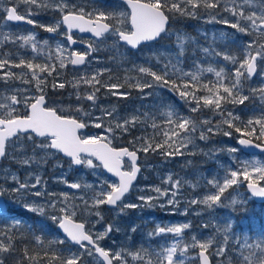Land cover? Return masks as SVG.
<instances>
[{"label": "snow or ice", "instance_id": "obj_1", "mask_svg": "<svg viewBox=\"0 0 264 264\" xmlns=\"http://www.w3.org/2000/svg\"><path fill=\"white\" fill-rule=\"evenodd\" d=\"M120 2L128 10L118 14L100 7L89 9L87 6L72 4L68 0H8V3L14 6L3 8L5 27L8 22H24L44 28L49 33H58L61 25H64L63 36L69 46L78 43L73 36L74 29L81 33H91L92 40L87 43L86 51L68 52L64 43L60 41L55 42L54 49L47 39L41 43L34 32L22 34L11 30L0 31L2 37L0 83L4 85L7 93L0 92V161L11 159L22 167H31L47 163V159L50 156L54 158V154H63L69 158L70 167L83 166L94 171L104 169L116 180L110 182L101 179L96 186L60 181L69 189L78 190L81 194L77 195L68 192H48L47 182L39 175L30 174L34 183H29L21 181L16 173L8 172L5 182L10 178L15 186L5 188L0 185V198L39 188L30 194L44 202L34 200L23 203L22 207L42 218L37 221L41 228L51 221L61 233V236L49 240L48 247L44 250L48 264H52L53 261L57 264H85L89 258L94 260V264H130V260L133 264H188L190 260H196L199 264H212L210 255L224 258L218 264H233V259L236 264H264V229L255 238L247 234L235 237L231 221L216 225L215 231L221 234L220 241L212 236L198 239L193 235L190 242H186L184 232L191 228V222H186L171 226L157 225L147 234L149 238L172 236V241L160 245L159 250H150L143 245L136 251L120 246H116V250L100 246V242L109 234L120 231L115 222L105 224L101 232L93 231L95 225L103 221L99 211L102 205L115 206L123 213L128 209L154 206L161 208L171 206L175 211L180 203L184 182L174 179L172 174H168L163 181L168 187L150 189L155 195L138 196L137 199L141 202L139 204L124 203L126 194L130 192L133 182L141 172L138 164L139 153L147 155L150 151H159L165 159L184 156L189 145L196 147V139L208 141L216 133L230 137L233 134L232 129L241 136L238 140L239 145L264 150V105L258 109L259 115H253L246 121L227 110V105H243L249 100V95L243 94L245 89L242 80L246 82L257 74L258 61L262 65L261 71L264 72V42H261L264 41V0H120ZM21 5L24 6L22 12L18 11ZM34 8L37 11H33ZM49 9L58 12L60 19L45 25L32 18ZM221 12H226L233 18L231 21L221 19V23L236 29L238 33L254 37L242 45L244 57L239 63L234 56L217 50L216 35H213L208 47H203L196 37L182 30H170L171 24L178 22L180 17L198 18V14L207 15L209 22H212ZM123 26H127L128 30H121ZM109 36L114 38L113 47L123 44L130 49H139L153 42L172 39L173 45L167 46L170 51L155 56L158 71H154L152 67L135 66L141 79L131 86L139 89L145 99L154 95V89L168 90L188 105L189 115L181 114L172 106H162L166 110L161 114L160 118L164 120L161 125L157 123L156 113L139 112L119 117L115 108L110 110L101 108L102 116L91 118L89 112L76 108L77 114L83 113V118H77L71 113H65L62 108L58 110L56 106L50 105L46 101V88L53 73H56L57 77L60 75L56 62L60 70L69 63L72 66L87 65L90 63L88 58L99 50L95 42H103ZM218 38L224 40L227 37L221 32ZM203 39L208 40L207 34H203ZM6 45H11L12 50H4ZM191 45H195L193 50L202 52L205 57L218 58L216 63L221 60L230 61L233 65L238 63V66L229 73L224 67L217 70L211 64L203 67L194 62L193 71H184L180 65L183 63L187 48ZM25 50L31 51L33 54L31 59L21 55ZM65 52H68V55H65ZM37 57H43L45 62H34ZM161 57L164 59L161 60ZM111 71L108 68L95 69L91 74L74 77L71 83L73 88L77 89L75 92L77 102L86 100L96 107L100 88L107 89L114 96L126 98L130 95L127 91H118L125 87L124 84L102 82L101 77L105 73L109 74V80L112 79ZM204 73H211L215 79L203 83L201 77ZM17 81L20 82V87L15 86ZM81 85L87 89L84 95L78 90ZM50 86L52 89H64L65 82L53 78ZM249 91L253 97L259 95L264 102V86ZM205 108L214 115L218 113L222 119L212 124L210 119H196L191 115L202 112ZM108 118L117 122L105 125ZM149 121L154 133L158 129H165L161 133L162 142H155L154 139L141 135L128 141L134 150H129V147L113 146L114 139L130 134L138 126H143L146 131ZM89 126L103 128V134H82L81 130ZM225 126L227 130H224ZM253 138L259 142H255ZM137 144L139 147H136ZM230 151L235 153L237 149L232 148ZM125 159L128 170H124ZM261 180H264V162L245 161L234 170H225L222 177L213 176L207 180L206 183L212 191L202 198H193L186 203L203 205L211 214L217 208L226 206L224 200L228 197L225 193L243 181H247V187L253 196L264 197V187L258 183ZM192 187L195 188L196 185L193 184ZM159 199H165V202L156 205L154 202ZM76 201L80 203L77 204ZM230 203L235 204L236 201L232 200ZM7 211L6 206L0 203V217L10 221L7 226H0V264H6L10 257H15L11 264H37L39 253L30 254L26 245L20 250L17 249V239L25 238L21 231L24 222L14 216L8 217ZM187 212L188 209L185 208L183 214L187 215ZM92 216L97 218L94 223L89 219ZM201 227L206 229L209 225L203 224ZM27 231L33 235L38 245L44 247L43 232L37 235L32 226H28ZM131 231L135 232L136 228L133 227ZM234 237L237 243L233 248H229V240ZM55 246L65 247L57 252ZM209 249H212L211 253ZM189 250H195L196 255L189 257Z\"/></svg>", "mask_w": 264, "mask_h": 264}, {"label": "rangeland", "instance_id": "obj_2", "mask_svg": "<svg viewBox=\"0 0 264 264\" xmlns=\"http://www.w3.org/2000/svg\"><path fill=\"white\" fill-rule=\"evenodd\" d=\"M98 1L99 0H87V3L88 5L93 6L97 4L96 7L107 9L116 14L126 11L116 3L106 5V1L104 3ZM6 2L7 0H0V5H2L0 8L3 9L8 7L6 6ZM118 6L120 8H118ZM247 11L248 9H246V14ZM32 18L36 19L37 17L34 16ZM221 19H228L231 21L233 18L230 16V14L221 12L220 15L216 17L215 21L209 22L207 15L198 14V18H191L186 21L187 23L184 27L176 28V22L172 23L170 30H182L187 34L196 37L203 47H208L209 43L212 42L213 35H216L217 39L215 41V47L217 50L234 56L239 63L244 57V49L242 45L248 43L250 40L254 39V37L252 36V39L248 38L245 42H243V44L240 43L239 38H235L237 39V42L236 44L233 43V45L232 42L234 37L231 35V32H237V30H233L230 26L221 23ZM48 21L49 24L54 23L53 19H48ZM179 22L180 21L178 19V23ZM9 30L15 33L20 32L22 34L34 32L31 29H27V27H21L18 25L16 26L9 22L5 27L4 20H0V31L8 32ZM221 32L226 34V39L221 40L218 38L219 33ZM34 33L36 34L37 40H39L41 43L46 39L49 40L53 49L55 48V42L57 41L64 43V46L67 49L69 48L67 42L61 39L64 32L53 33L51 36H42L39 34V32ZM203 34H207V41L203 39ZM0 39H2V37H0ZM113 45L114 38H107V40L98 45L99 48H102V46H109L112 49L115 54L112 58V61H108L106 57H92L89 60L90 63L87 64L86 67L78 70L68 67L70 63L67 64L64 69L60 70L58 67V62H56L60 75L57 77L56 73H53V76L49 77V80L52 82L53 78H55L60 82H65L64 89L67 91L63 94L61 100L52 101L50 105L56 106L58 110L62 108L65 113H71L77 118H83V113L77 114L75 112L76 108H82L84 112H89L91 118L102 116L100 110L101 108L108 110L115 108L116 114H118L119 117L138 114L139 112L156 113L158 117L157 123L161 125L164 123V120L160 117L161 114L166 110L165 107L162 106H172L181 114L189 115L188 105L180 101L176 95V100L178 101H175L171 95L167 93L168 90L164 89H154V95L148 97L149 99H145L147 109L141 107V104L144 103L142 94V100L136 101L134 103V107H131L132 103L130 101L128 104L131 105L121 106L118 103L106 99L105 96L107 92H103L101 88L97 94L99 99L97 101L96 107H93L91 102L86 100V104L77 102L75 95L77 89L73 88L71 83L74 77L78 78L83 74H91L95 69L108 68L113 72L117 70L120 71V74L123 75V79L125 81L130 79L136 82L138 79H141V77L135 70V66L142 65L145 67H152L154 71H158V62L155 59V56H160L161 53L170 51L169 47L167 46L173 45V40L167 39L161 41L160 43L152 44L148 47L144 46L139 51L132 54L126 48L121 47L120 44L116 47H113ZM23 54L28 53L23 51L21 55ZM64 54L68 55V52H65ZM186 57L187 58L184 56L183 63L180 65L184 71H193L194 62L200 64L203 67H207L209 64H211L212 66L216 67L217 70H219L220 67H224L229 73L234 71L235 67L238 66V63L233 65L230 61L221 60L219 63H216L218 58L205 57L200 51L191 50V52ZM163 59L164 58L161 57V60ZM39 61L42 63L45 62L43 57H40ZM257 65V75L249 79L248 83H245L242 80L243 87L245 89L243 94L249 95V98L250 89H259L264 86V72L261 71L262 65L259 61ZM14 71L19 72L20 70L14 69ZM145 79L148 78L145 77ZM214 79L215 77L211 73H204L201 77L203 83H208ZM17 82L15 86L20 87V82ZM106 82L108 83L109 81ZM54 90L62 91V89ZM78 90L80 91L81 95L85 94L87 91L83 85H81ZM118 91L125 92V90L122 88L118 89ZM145 91L149 90L145 89ZM0 92H5V94H7L2 83H0ZM249 101H252V104L244 103L243 105H227V110L232 111L234 115H239L241 120L246 121L253 115H259L258 109L264 105V102L261 101L259 95L250 98ZM191 115L196 119H210L212 124H215L217 121L222 119L218 113L214 115L212 111L207 108L203 109L202 112L193 113ZM109 122L115 123L117 121L108 118L105 120V125H107ZM150 125L151 121H149L148 125L146 126V137L154 139L155 142H162L163 136L161 133L165 129H158L154 133ZM224 130H227V128H224ZM103 131V128L89 126L85 131L82 132V134L97 135L103 134ZM135 133L136 130L134 131V134ZM198 134L199 133H197V136ZM133 137H135V135ZM133 137H131V139H133ZM239 137H241L240 134L235 135V133H233L230 137L224 136L222 133H216L215 135H212L208 141H199L196 139L195 148H193L192 145H189L184 156H175L169 159L163 158L159 154V151H150L146 155L147 158H142V171L140 179L133 187L132 191L126 195L124 203L139 204L141 202L137 199L138 196L155 195V193L151 192L150 189L153 187H168V185H165L163 181L168 174H172L174 179H180L182 182H184L183 187L181 188V196L179 198L180 203L177 206V209L174 211L171 206H166L163 208L159 206L138 207L136 209H128L121 213L119 212L118 208L112 209L107 205H102L99 211L103 216V221L99 224H96L93 231L101 232L103 231V226L105 224L113 222H115L116 227L120 228V231L109 234L108 237L100 242L101 247H104L105 249L111 248L116 250V246H120L131 251H136L141 247V245H143V247L149 248L150 250H159L160 245H164L166 241H172V236L169 235L167 237L149 238L147 234L152 232L157 227V225L171 226L186 222H191V228L185 230L184 232V239L186 242H190L191 236L193 235H195L198 239L212 236L215 237L217 241H220L221 234L215 231V228L217 224L222 225L226 221L232 222L235 237H240L244 234H247L252 238H255L261 232V230L264 229V203L256 202L247 192L245 187L247 181H243L239 185H234L233 188H230L225 193V196L228 197V199L224 200V204L226 206L217 208L211 214L205 210V206L203 205H190L186 203V201H189L193 198H202L204 195L209 194L212 190L206 181L212 179L213 176L222 177L225 173V170H234L237 166L242 165L245 161L259 160L264 162V155H248L243 152L237 145V140ZM114 141L115 139L113 140V143ZM232 148H236L237 151L235 153L231 152L230 149ZM209 153L210 155H208ZM41 155H43V153ZM159 157H162V159H159ZM57 164L60 166L57 167ZM69 164V159L64 157L62 154H54V158L50 156L47 159V163H43L40 166L33 165L31 167H22L14 163L11 159L4 160L3 162H0V185L5 188H11L15 186L10 178L7 180V182H5V176L8 172L16 173L21 181L29 183H34V180L31 179V175H39L43 181L47 182V191L50 193L68 192L69 194L75 193L80 195L81 193L78 190L69 189L64 183L60 181L67 180L69 183H88L92 184L93 186L98 185L101 179H106L110 182L115 181V179H112L107 175L104 169L94 171L83 166L70 167ZM258 183L264 186V180L258 181ZM193 184L196 185L195 188L192 187ZM35 190H39V188ZM35 190L30 189L29 192H24L21 194L14 193L5 195L7 203L10 206L9 212H7L6 215L8 217H17L24 222L21 231L23 232L24 237L28 238V240H25L23 243L30 242L33 244L32 241H35L33 235L27 231L28 226H32L34 228V224L37 226L36 234L40 235L43 232L44 241L48 243L49 240H52L54 237H59L61 234L57 231L55 226L51 224V221H48V224L41 228L37 221L41 220L42 218L38 217L36 214L34 216V213L28 212L22 207L23 203H30L34 200L40 203L44 202L43 200H40L39 198H36L30 194ZM90 194L91 193H89V195ZM165 199L156 200L154 203L156 205L163 204ZM232 200H235L236 203H230ZM76 203L79 204L80 202L76 201ZM185 208L188 209L187 215L183 214ZM197 213L200 214L197 215ZM89 219L94 223L97 218L92 216ZM9 223L10 221L7 218L0 217V226H7ZM203 224H208L209 227L206 229L202 228L201 225ZM133 227L136 228L135 232L131 231ZM146 227L148 229H146ZM235 237L229 240V248H233L236 245L237 241ZM65 246H55V250L59 252V250ZM211 252L212 249H209V253ZM188 255L189 257H194L196 255V251L189 250ZM223 259V257H215L213 262L214 264H218V262ZM52 264H56V262L54 261ZM85 264H94V260L89 258L86 260ZM130 264H133L131 260ZM188 264H199V262L196 260H190ZM233 264H236L235 259H233Z\"/></svg>", "mask_w": 264, "mask_h": 264}, {"label": "flooded vegetation", "instance_id": "obj_3", "mask_svg": "<svg viewBox=\"0 0 264 264\" xmlns=\"http://www.w3.org/2000/svg\"><path fill=\"white\" fill-rule=\"evenodd\" d=\"M106 1V2H105ZM68 2H70V3H72V4H77V5H81V6H87V8H89V9H91V8H96V6H97V4L95 5V6H93V5H88V3H87V0H68ZM98 2H101V3H104L105 2V4L107 5H109V4H113V3H116V4H118L122 9H124V10H128L127 9V7L125 6V5H123L120 1H114V0H99ZM6 6H8V7H11V6H14V5H12V4H9L8 3V0H7V2H6ZM118 6V8H120ZM23 9H24V6L23 5H21V7L18 9V11H23ZM33 11H37L35 8L33 9ZM4 16H5V12L3 11V9L2 8H0V20H4ZM36 20L38 21V23L39 24H45V25H49V21H48V19H53L54 21L55 20H59L60 19V14L58 13V12H55V11H53V10H51V9H49L48 11H41L38 15H36ZM9 23H12V24H14V25H18V26H21V27H27V29H31V30H33L34 32H39V34L40 35H42V36H51V35H53V33H49V32H47V31H45V29L44 28H41V27H38V26H34V25H29V24H27V23H24V22H9ZM121 30H128V28H127V26H123L122 27V29ZM65 31V26L64 25H61V28H60V30H59V32H64ZM16 33H20V32H16ZM73 36H74V38L78 41V42H81V44H78V45H75V46H69L68 45V52H70V51H86L87 50V43L89 42V41H91L92 40V35H88V34H82L81 32H79V31H77V30H75V31H73ZM107 38H113V37H111V36H109V37H107ZM61 39L63 40V41H65L64 40V36H62L61 37ZM105 40H107V39H105ZM104 40V41H105ZM103 41V42H104ZM66 42V41H65ZM102 42H95V46L96 47H98V51L97 52H94L93 54H92V56H90L88 59L90 60L92 57H96V56H100V57H106L107 59H108V61H112V58L114 57V52L112 51V49L109 47V46H102V48H99V46L98 45H100ZM121 45V47H124V48H126L128 51H130L129 50V48L128 47H125L123 44H120ZM106 47V48H105ZM144 47V46H143ZM145 47H148V46H145ZM142 48V47H141ZM141 48H139V50L141 49ZM4 50H12V46L11 45H6L5 46V49ZM139 50H137V51H139ZM28 54H23L24 55V57H26V59H31L32 58V53H31V51L30 50H25ZM137 51H130V53L132 54V53H136ZM22 54V53H21ZM40 60V57H37V59L34 61V62H36V63H42L41 61H39ZM68 67H70V68H72V69H75V70H78V69H83L84 67H86V65L85 66H82V67H76V66H72L71 64L68 66ZM112 72L113 71H111V74H112ZM55 74V73H54ZM109 77V74L108 73H105V75L104 76H102L101 77V79H103V78H108ZM18 83V82H17ZM51 80H49L48 79V87L46 88V92H47V95H46V101L49 103V104H51V102L52 101H55V100H61L62 99V96H63V94L67 91V90H63L62 89V91H55L54 89H52L51 88ZM84 95V94H83ZM60 97V98H59ZM81 104V103H80ZM84 104V103H83ZM113 145L115 146V144L113 143ZM117 146V145H116ZM140 157H141V161H140V163L142 164V158H147L146 157V155L145 154H140ZM159 159H162V157H159ZM151 160V159H150ZM4 161V160H3ZM2 161V162H3ZM125 170H128V165H127V159H125ZM139 179H140V177H139ZM4 198H5V196H4ZM5 201H6V203H7V200H6V198H5ZM9 208H10V206L8 205V203H7V212H9ZM34 216H35V214H33ZM34 228H35V230H37V226L34 224ZM146 229H148L147 227H146ZM25 240H28V238H23V239H17V241H25ZM18 242V243H19Z\"/></svg>", "mask_w": 264, "mask_h": 264}, {"label": "trees", "instance_id": "obj_4", "mask_svg": "<svg viewBox=\"0 0 264 264\" xmlns=\"http://www.w3.org/2000/svg\"><path fill=\"white\" fill-rule=\"evenodd\" d=\"M189 19H191V17H180L179 18V23L176 22V28H181V27H184L185 24L187 23L186 21H188ZM195 19V18H194ZM182 26H180V25ZM233 30H236V29H233ZM231 35H233L234 37V40L232 42L236 44L237 42V39L235 38H239V41L241 44H243V42H245L248 38L252 39V36L250 35H247V34H242V33H238V32H231ZM156 43V42H155ZM160 43V42H159ZM231 44V45H232ZM234 45V44H233ZM149 46V45H147ZM195 48V45H191L187 48L186 52H185V58H187L186 56L191 52V50H193ZM112 76V79L109 80V78H103L101 79L102 82H105L107 83L106 81H109L108 83H121V84H124L125 87L122 88L124 89L125 91H127L128 93H130V95H128L126 98L125 97H120V96H114L112 95L107 89L105 88H101V90L103 92H107L106 94V99L110 100V101H113L115 103H118L119 105L123 106H129L131 104H128L129 101L132 103V106L131 107H134L135 106V102L136 101H139V100H142V97H141V92L140 90H138L137 88L135 87H132L131 85L134 84L135 82L128 79V80H124L123 79V75L120 74V71H114L112 72L111 74ZM249 80H247L245 83H248ZM201 93H203L202 89L200 90ZM57 92V91H56ZM169 95H171V97L175 100V101H178L176 100V96L175 95H172L169 91L167 92ZM253 96L250 94V98H252ZM249 98V99H250ZM149 99V98H148ZM144 103L141 104V107H144L145 109H147L146 107V104H145V98L143 99ZM81 103H84L86 104L87 102L85 100H81L80 101ZM245 103H249V104H252V101H245ZM241 127H243L242 125H239ZM226 128V126H225ZM144 127L143 126H138L136 129H134L130 134H124L123 136H121L119 139H115L114 141V144L117 145V146H130L132 147L128 141L131 140V137H133L135 135L136 136H141V135H144V136H147V129L146 131L143 130ZM136 130V133L134 134V131ZM232 132L235 133V135L239 134V133H236L234 129H232ZM255 140V138H253ZM259 142V141H257ZM136 147H139V144L136 145ZM133 148V147H132ZM16 241V247L18 250L22 249L25 245L27 246L28 250H29V253L30 254H36V253H39V256H38V262L37 264H48V257H45L44 256V250L45 248L48 247V243L46 241H44V247H41L40 245H38L36 242L31 244L30 242H25L23 243V241ZM17 255H19V251L17 252ZM15 260V257H10L8 261H6V264H11L12 261ZM54 262V261H53ZM56 262V261H55ZM57 264V262H56Z\"/></svg>", "mask_w": 264, "mask_h": 264}, {"label": "water", "instance_id": "obj_5", "mask_svg": "<svg viewBox=\"0 0 264 264\" xmlns=\"http://www.w3.org/2000/svg\"><path fill=\"white\" fill-rule=\"evenodd\" d=\"M120 1V0H119ZM76 29H74L73 31H75ZM78 31V30H77ZM82 34H88V35H92L91 33H88V32H84V33H82ZM78 44H81V42H78L77 44H75V45H78ZM75 45H71V46H75ZM131 50H138V49H131ZM83 66V65H82ZM76 67H81V66H76ZM257 73H258V65H257ZM257 74H255L254 76H256ZM254 76H252V77H254ZM87 129V128H86ZM86 129H83V130H81V131H85ZM241 138V137H240ZM239 138V139H240ZM238 139V140H239ZM238 140H237V145L239 146V148L240 149H242V151L243 152H245V153H247V154H249V155H260V154H264V150H261V149H257V148H255V147H248V146H242V145H239L238 144ZM255 141V140H254ZM255 142H257V141H255ZM130 150V149H129ZM63 155V154H62ZM64 156V155H63ZM138 156H139V154H138ZM64 157H66V156H64ZM67 158V157H66ZM139 159H140V156H139ZM139 159H138V162H139ZM139 164V163H138ZM75 167H80V166H75ZM141 167V166H140ZM125 170V169H124ZM106 171V170H105ZM106 173H107V171H106ZM108 174V176L109 177H111V178H114V179H116L112 174H110V173H107ZM139 175H140V173L137 175V179H136V181L138 180V178H139ZM136 181H134L133 182V185H135V183H136ZM260 186H262L261 184H259ZM245 186H246V189H247V191H248V193L250 194V195H252V193H251V190L250 189H248V187H247V182H246V184H245ZM262 187H264V186H262ZM131 191V190H130ZM129 194V193H128ZM127 195V194H126ZM252 197H253V199L256 201V202H259V203H264V197H257V196H253L252 195ZM0 203H2L3 205H5L6 206V208H7V204H6V201H5V199H4V197H2V198H0ZM108 206V205H107ZM108 207H110V208H116L115 206H108ZM210 260H211V257H210ZM211 262H212V260H211ZM213 264V263H212Z\"/></svg>", "mask_w": 264, "mask_h": 264}, {"label": "bare ground", "instance_id": "obj_6", "mask_svg": "<svg viewBox=\"0 0 264 264\" xmlns=\"http://www.w3.org/2000/svg\"><path fill=\"white\" fill-rule=\"evenodd\" d=\"M138 181H139V178H138V180L136 181V184L138 183Z\"/></svg>", "mask_w": 264, "mask_h": 264}]
</instances>
